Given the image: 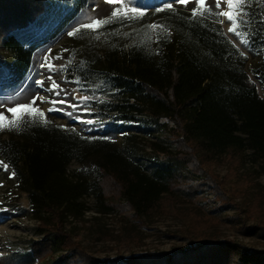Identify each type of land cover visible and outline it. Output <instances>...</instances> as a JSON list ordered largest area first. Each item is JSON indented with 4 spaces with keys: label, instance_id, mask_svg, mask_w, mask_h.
<instances>
[{
    "label": "trees",
    "instance_id": "trees-1",
    "mask_svg": "<svg viewBox=\"0 0 264 264\" xmlns=\"http://www.w3.org/2000/svg\"><path fill=\"white\" fill-rule=\"evenodd\" d=\"M50 2L0 0V48L6 52L0 53V68L8 54L12 76L21 77L30 69L34 53L16 33L36 23ZM151 14L138 25L122 54L109 53L98 69L81 64L78 72L98 73L109 82L99 92L105 99L98 106L100 114L127 122L146 120L168 129L176 148L172 158L179 168L150 169L108 140H90L59 125L39 123L27 136L0 144V156L25 176L34 209L59 219L64 211L77 209L87 194L105 201L104 183L110 179L137 217L152 214L165 195L177 191L196 198L203 180L226 204L229 197L213 175L196 177L204 169L202 163L226 156L237 164L249 155L264 168V98L246 70L248 55L228 36L220 17L167 9L162 21L150 27ZM138 18L140 14L125 19ZM240 19L242 29L237 33L254 54L263 55L253 71L264 86V1ZM94 154H101V176L93 184L72 178L69 164ZM55 235L58 239H48L42 248L51 252L58 244L64 250L59 264H264V250L243 251L241 244L230 240L201 237L185 249L100 259L64 231ZM42 248L32 247L33 255L42 257L36 251Z\"/></svg>",
    "mask_w": 264,
    "mask_h": 264
},
{
    "label": "rangeland",
    "instance_id": "rangeland-1",
    "mask_svg": "<svg viewBox=\"0 0 264 264\" xmlns=\"http://www.w3.org/2000/svg\"><path fill=\"white\" fill-rule=\"evenodd\" d=\"M263 1L246 0L240 17ZM167 4L172 8L165 7ZM214 5L215 0H205V9L211 10L203 13L220 17L228 36L248 55L246 70L264 98V86L253 71L263 55L254 54L245 38L236 34L242 29L240 17L236 32H231L227 17L216 15L230 11L227 0L220 8ZM175 8L193 10L199 5L197 0L187 4L177 0H51L48 11L36 23L16 33L26 46L34 48L30 69L21 77L12 76L8 54L0 68V112L11 120L13 113L8 108L31 104L43 115H25L18 127L0 128V144L23 138L34 126L45 123L78 132L90 140H108L147 168L178 169L180 163L172 158L176 148L168 129L146 120L127 122L100 114L98 106L105 99L99 92L106 90L109 82L98 73L85 76L78 72L81 64L98 69L109 53L122 54L136 35L138 25L149 18L146 14L152 13L150 24L154 25L162 21L167 9ZM117 9L118 18H112L110 23L94 30L81 27L95 20H108ZM136 14L140 18L135 21L125 19ZM70 32L75 34L69 35ZM0 53L6 54L2 48ZM53 82L59 87L53 88ZM89 120L92 123L85 122ZM100 160L101 154L83 162L73 160L68 172L72 178L93 184L101 176ZM202 164L204 169L196 177L205 179L206 172L213 175L226 191L228 203L224 204L212 191V184L203 180L196 198L177 191L165 195L152 214L137 217L110 179L104 183L105 201L95 193L87 194L77 209L64 211L59 219H53L51 212L31 206L25 176L0 156V264H59L64 250L58 244L51 252L42 248L48 239H58L55 233L59 231L100 259L185 249L201 237L234 241L243 246V251L264 250V168L249 155L237 164L226 156ZM32 247L42 248L36 250L42 257H35Z\"/></svg>",
    "mask_w": 264,
    "mask_h": 264
},
{
    "label": "snow or ice",
    "instance_id": "snow-or-ice-1",
    "mask_svg": "<svg viewBox=\"0 0 264 264\" xmlns=\"http://www.w3.org/2000/svg\"><path fill=\"white\" fill-rule=\"evenodd\" d=\"M178 3L181 4H187L189 0H177ZM223 0H215V8H220ZM197 4L199 5V8L193 9V15H196L198 12L200 14H203V11L205 10H211V9H205V0H197ZM246 6V0H227V7L230 11H222L217 12L216 15L218 16H225L227 17V20L231 22V27L229 28V31L236 32V28L239 26L238 20L239 17L243 14L244 7ZM167 8H172L171 4L165 5ZM236 9V12H233L231 10ZM161 9H158V11ZM120 10L117 9L112 12L111 17L108 20H95L92 24H84L81 25L82 28L85 29H96L99 27H102L104 24L110 23L112 18H118L117 12ZM223 22V21H221ZM150 27H155L150 26ZM78 31V30H77ZM74 32H70L69 35H74ZM237 35H240V33H236ZM98 38V37H97ZM247 43V41H245ZM51 67V65H49ZM53 88L59 87L55 82H53L52 85ZM59 95V93H57ZM86 99V98H85ZM63 103V101H60ZM51 110V109H50ZM8 112L13 113V118L11 120H8V118L4 115V113L0 112V128H15L19 126L20 120L25 115H31V114H37L43 115V113L39 112V109L34 108L31 104H17L15 107H10L7 109ZM86 123H92V121H85ZM7 167V165H5Z\"/></svg>",
    "mask_w": 264,
    "mask_h": 264
}]
</instances>
